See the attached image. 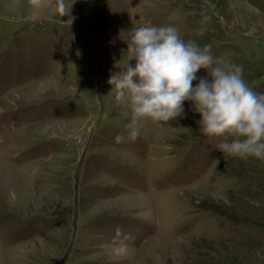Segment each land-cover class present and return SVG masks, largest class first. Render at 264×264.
Here are the masks:
<instances>
[{
  "label": "rangeland",
  "instance_id": "obj_1",
  "mask_svg": "<svg viewBox=\"0 0 264 264\" xmlns=\"http://www.w3.org/2000/svg\"><path fill=\"white\" fill-rule=\"evenodd\" d=\"M133 21L176 26L264 93V0H75L61 19L0 0V264H264V184L234 174L260 159L220 152L231 137L201 134L191 101L128 138L108 80Z\"/></svg>",
  "mask_w": 264,
  "mask_h": 264
},
{
  "label": "clouds",
  "instance_id": "obj_2",
  "mask_svg": "<svg viewBox=\"0 0 264 264\" xmlns=\"http://www.w3.org/2000/svg\"><path fill=\"white\" fill-rule=\"evenodd\" d=\"M33 9L50 11L60 19L69 16L71 6L66 0H29ZM72 19V18H71ZM127 50L123 71L111 75L117 103H126L131 121L126 125L128 138L140 135V121L168 123L185 115L183 102L191 101L199 113L197 121L201 134L231 137L217 145L220 152L246 160H264V93H257L246 82L242 65L226 63L214 58L210 46L182 38L174 25H150L133 21L123 34ZM129 61H135L129 66ZM205 69L206 76L197 72ZM197 81L195 86L193 82ZM116 142H124L123 135ZM123 236L111 247L117 257L130 251Z\"/></svg>",
  "mask_w": 264,
  "mask_h": 264
},
{
  "label": "trees",
  "instance_id": "obj_3",
  "mask_svg": "<svg viewBox=\"0 0 264 264\" xmlns=\"http://www.w3.org/2000/svg\"><path fill=\"white\" fill-rule=\"evenodd\" d=\"M260 161V164H259V168H260V171H254V170H249V169H246V170H242V169H236V170H242V171H239V173H234V174H236L235 175V177H238V178H241V179H243V180H245V181H249V178H250V176H252V175H250V174H252L253 173V175H255V176H257L258 178V180L256 181L258 184H264V178H262V179H259V178H261V177H264V160H259ZM238 172V171H237ZM241 172V173H240ZM243 172V173H242ZM245 174L247 175V176H249L248 178L245 176ZM245 178H247V180L245 179ZM240 184H243L242 182H240ZM252 188V187H251ZM245 189V187L244 186H242L241 188H239L238 190H236L238 193L239 192H241L242 190H244ZM250 189V188H249ZM246 196H248V195H246ZM210 211H212V213H214L215 211L213 210V209H210ZM214 211V212H213Z\"/></svg>",
  "mask_w": 264,
  "mask_h": 264
}]
</instances>
